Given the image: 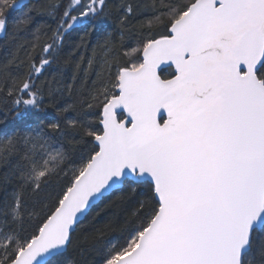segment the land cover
Returning a JSON list of instances; mask_svg holds the SVG:
<instances>
[{"label":"snow or ice","instance_id":"obj_1","mask_svg":"<svg viewBox=\"0 0 264 264\" xmlns=\"http://www.w3.org/2000/svg\"><path fill=\"white\" fill-rule=\"evenodd\" d=\"M0 34V264H264V0H0Z\"/></svg>","mask_w":264,"mask_h":264},{"label":"trees","instance_id":"obj_2","mask_svg":"<svg viewBox=\"0 0 264 264\" xmlns=\"http://www.w3.org/2000/svg\"><path fill=\"white\" fill-rule=\"evenodd\" d=\"M28 3L33 2V0H28ZM113 2H118V0H113ZM19 15V13H17ZM141 18H143V14H141ZM102 27L107 28L109 31L114 30V26L111 24H105ZM88 32L89 35L85 36V33ZM85 38V42L87 43L88 41H94L96 39V36L94 33H91L90 30L87 28V26H77V31L74 32L68 39L65 41V53H67L68 50H71L74 46L78 45L81 38ZM11 40V35L9 34L8 36H5L3 34H0V56H3L5 46L10 42ZM129 40H125V43H128ZM131 43L133 44V47L135 46V41L132 40ZM134 55V54H133ZM171 72V69H168L167 71H164L161 75L162 76H168ZM70 76H71V71L70 69H65V81L70 82ZM45 116V120H53L56 121L58 120V113L56 109L53 108H48L46 112L43 114Z\"/></svg>","mask_w":264,"mask_h":264},{"label":"flooded vegetation","instance_id":"obj_3","mask_svg":"<svg viewBox=\"0 0 264 264\" xmlns=\"http://www.w3.org/2000/svg\"><path fill=\"white\" fill-rule=\"evenodd\" d=\"M168 69H166L165 71H167ZM164 72V71H163ZM163 72H161V74L163 73Z\"/></svg>","mask_w":264,"mask_h":264},{"label":"water","instance_id":"obj_4","mask_svg":"<svg viewBox=\"0 0 264 264\" xmlns=\"http://www.w3.org/2000/svg\"><path fill=\"white\" fill-rule=\"evenodd\" d=\"M28 0H26V2H27ZM162 67H165V66H162Z\"/></svg>","mask_w":264,"mask_h":264}]
</instances>
